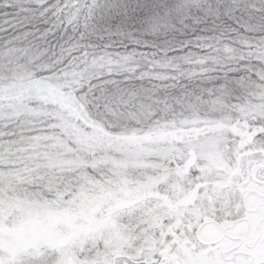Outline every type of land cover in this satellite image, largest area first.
<instances>
[{
    "label": "snow or ice",
    "instance_id": "snow-or-ice-1",
    "mask_svg": "<svg viewBox=\"0 0 264 264\" xmlns=\"http://www.w3.org/2000/svg\"><path fill=\"white\" fill-rule=\"evenodd\" d=\"M0 264H264V0H0Z\"/></svg>",
    "mask_w": 264,
    "mask_h": 264
}]
</instances>
